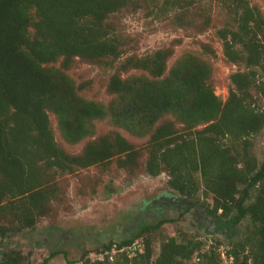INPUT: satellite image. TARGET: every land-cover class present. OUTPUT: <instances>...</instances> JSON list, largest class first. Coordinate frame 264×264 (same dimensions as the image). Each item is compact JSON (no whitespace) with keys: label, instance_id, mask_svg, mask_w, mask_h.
Masks as SVG:
<instances>
[{"label":"trees","instance_id":"trees-1","mask_svg":"<svg viewBox=\"0 0 264 264\" xmlns=\"http://www.w3.org/2000/svg\"><path fill=\"white\" fill-rule=\"evenodd\" d=\"M129 1L0 0V216L9 214L15 224L13 230L1 227V235L31 229L47 213L56 193L54 185L47 187L51 177L106 167L114 159L123 170L139 167L142 151L119 133L97 137L78 155L67 154L55 142L48 117L54 116L66 143L76 144L91 135L92 122L108 116L129 135L148 137L144 172L152 178L165 173L184 212L196 208L201 194L211 201L204 206L209 219L228 237L244 223L250 227L230 249L218 244L203 250L201 241L170 237L153 259L151 241L143 236L164 221L140 226L117 250L139 240L143 252L128 258L117 251L121 264H189L192 258L196 264H222L220 247L232 264H264V156L258 162L251 152V138L264 129V108L253 94L264 101V16L246 0H220L230 15V26L217 31L223 55L245 68L230 76L224 102L210 85L211 65L184 55L167 70L168 52L162 51L126 59L122 70L141 74L111 75L106 89L114 98L107 106L84 100L63 70L75 58L113 66L122 44L105 25ZM164 4L188 10L192 1ZM58 60L63 70L46 67ZM165 116L173 121L155 127ZM111 246L83 264H119L114 256L108 259ZM0 264L36 263L11 251Z\"/></svg>","mask_w":264,"mask_h":264},{"label":"rangeland","instance_id":"rangeland-1","mask_svg":"<svg viewBox=\"0 0 264 264\" xmlns=\"http://www.w3.org/2000/svg\"><path fill=\"white\" fill-rule=\"evenodd\" d=\"M164 1L130 0L109 17L105 26L122 44L121 55L111 68L104 62L78 58L73 59L66 70H63L61 60L46 67L63 70L72 80L76 94L84 100L107 106L114 98L106 89L111 75L125 78L141 74L133 69L122 70L126 59L145 57L157 51L168 52V70L181 56L192 55L211 65L210 85L214 95L224 102L231 87L230 76L245 71L241 64L226 60L222 41L217 35V31L230 26V15L220 0H191L188 10L166 5ZM246 1L264 16V0ZM253 94L257 107L264 108V101ZM48 117L55 142L67 154L78 155L85 144L97 137L119 133L142 151L140 165L132 171L123 170L114 159L106 167H90L51 177L47 187L54 185L56 193L49 202L47 213L37 218L33 228L1 235V227L13 230L15 224L9 214L0 216V258L18 251L25 260L38 264L55 251L57 254L48 264H83L85 259L93 261L96 250L117 245L130 238L140 226L156 225L160 221H164L163 225L143 236V240L149 238L151 241L153 259L161 244L170 237L177 241H201L206 250L210 245L214 248L218 244L230 249L232 243L243 241L248 234V223L242 224L229 237L223 230H218L204 210L211 201L203 200L201 194L196 208L184 212L185 205L166 185L167 175L162 173L152 178L144 172L146 153L143 147L148 137L129 135L114 126L107 116L92 122L90 136L76 144H68L60 136L54 116L49 114ZM168 120L173 121L172 117L165 116L155 127ZM175 127L182 129L176 122ZM251 144V152L260 162L264 156V129L251 138ZM246 253L241 254L240 259ZM113 256L122 263L120 254ZM195 261L192 258L189 264H196Z\"/></svg>","mask_w":264,"mask_h":264},{"label":"built area","instance_id":"built-area-1","mask_svg":"<svg viewBox=\"0 0 264 264\" xmlns=\"http://www.w3.org/2000/svg\"><path fill=\"white\" fill-rule=\"evenodd\" d=\"M117 251H126L127 252V257L128 258H133L135 257L137 254H140L143 252V245L141 244V242L139 240H135L133 241L129 246H126L120 250H117V245H112L110 252L108 254V259L112 260L113 255L117 252ZM219 252V257L221 259L222 264H232L233 260L232 257H227L225 254V249L223 247H220L218 249ZM107 254V253H106ZM198 261V259H196Z\"/></svg>","mask_w":264,"mask_h":264}]
</instances>
